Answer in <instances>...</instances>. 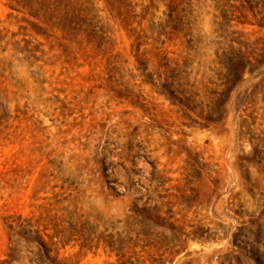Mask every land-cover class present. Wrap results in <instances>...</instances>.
Instances as JSON below:
<instances>
[{"label":"rangeland","instance_id":"obj_1","mask_svg":"<svg viewBox=\"0 0 264 264\" xmlns=\"http://www.w3.org/2000/svg\"><path fill=\"white\" fill-rule=\"evenodd\" d=\"M158 259L264 264V0H0V264Z\"/></svg>","mask_w":264,"mask_h":264},{"label":"trees","instance_id":"obj_2","mask_svg":"<svg viewBox=\"0 0 264 264\" xmlns=\"http://www.w3.org/2000/svg\"><path fill=\"white\" fill-rule=\"evenodd\" d=\"M246 2H248V1H246ZM248 4V6L250 7V4L249 3H247ZM243 71H244V68H243V66L242 67H236L235 68V73H236V75L238 76V77H241V75H242V73H243ZM229 90V89H228ZM145 214H146V216L149 218V219H151L152 217H151V214L146 210V209H141ZM152 220V219H151ZM156 220V219H155ZM154 222H157V221H154ZM171 228V232H172V235H173V237H176L177 236V231H178V229L177 228H175V227H170ZM176 254H178V253H176ZM164 261H162L161 259H158V260H152V261H150V263L151 264H164L163 263ZM118 264H135V263H130V261H128V262H123V263H118Z\"/></svg>","mask_w":264,"mask_h":264}]
</instances>
